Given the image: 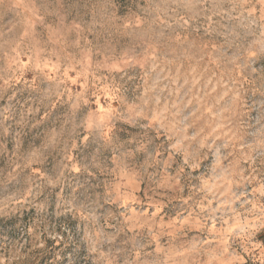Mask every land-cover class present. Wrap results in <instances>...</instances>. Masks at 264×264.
<instances>
[{
    "label": "rangeland",
    "instance_id": "rangeland-1",
    "mask_svg": "<svg viewBox=\"0 0 264 264\" xmlns=\"http://www.w3.org/2000/svg\"><path fill=\"white\" fill-rule=\"evenodd\" d=\"M0 264H264V0H0Z\"/></svg>",
    "mask_w": 264,
    "mask_h": 264
}]
</instances>
